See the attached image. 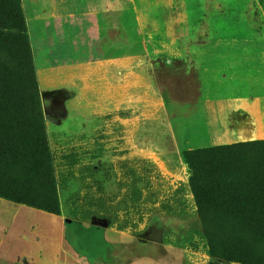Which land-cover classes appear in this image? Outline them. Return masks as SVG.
<instances>
[{"label":"rangeland","instance_id":"374dc122","mask_svg":"<svg viewBox=\"0 0 264 264\" xmlns=\"http://www.w3.org/2000/svg\"><path fill=\"white\" fill-rule=\"evenodd\" d=\"M19 6L28 51L20 81L38 103L46 150L38 159L35 145L20 148L24 167L1 169L9 175L0 171L4 206L71 220L68 242L91 258L101 244L78 221L115 233V264H264L256 229H228L210 211L200 216L204 200L192 192L182 156L200 148L206 122L233 132L231 143L264 139V0ZM122 56L152 64L154 85L143 79L124 91L114 71ZM14 242L5 239L0 264H10Z\"/></svg>","mask_w":264,"mask_h":264},{"label":"trees","instance_id":"16d2710c","mask_svg":"<svg viewBox=\"0 0 264 264\" xmlns=\"http://www.w3.org/2000/svg\"><path fill=\"white\" fill-rule=\"evenodd\" d=\"M27 52L19 0H0V171L24 167L26 156L18 153L20 148L35 145L37 158L44 159L38 103L27 82L20 81ZM182 156L191 170L190 188L197 200H204L200 216L210 211L228 229H248L252 234L256 229L255 238L263 241L264 139L200 147ZM2 176L9 177L4 171ZM215 253L211 249L217 257ZM250 258L247 262L254 263Z\"/></svg>","mask_w":264,"mask_h":264},{"label":"crops","instance_id":"0c3cea01","mask_svg":"<svg viewBox=\"0 0 264 264\" xmlns=\"http://www.w3.org/2000/svg\"><path fill=\"white\" fill-rule=\"evenodd\" d=\"M114 60V66H117L114 70L117 73L115 78L120 80L118 85L123 86L124 91L134 90V85L143 79L154 85V80L149 82V79L156 77L157 70L146 60L141 59L138 62L135 61L134 64L132 63L133 57L130 56H122ZM148 64L151 65L150 68ZM152 89H154V86ZM159 94L158 91L154 94V98L158 99ZM129 101L131 100L129 99ZM166 106L164 107L166 108ZM205 125H207V128H205L203 136L199 138L200 144L197 146L208 147L231 143L234 134L229 129H225L222 134H218L212 130L207 122ZM4 204V201L0 200V251L3 246L5 248V239L12 236L15 242L13 246L11 245L12 256L7 259L10 264H106L107 261L104 260L106 254L108 256L111 254V257H109L111 262L108 263L115 264V261L119 259V256L116 257L117 253L114 248L117 239L116 234L109 233L108 230L97 224L78 221L80 227L84 230H91L99 244H101V249L93 254L94 258H91L86 252L77 251L68 242L65 236V228L71 220L67 221L60 216L25 205L17 204L13 207H5ZM3 209L9 210L7 212L12 215L11 223L14 228H11V231L9 228L4 227L2 221ZM39 222L42 223V228H39ZM47 244L52 247L51 251H47ZM125 262H128V264H148L138 261L132 262L131 260Z\"/></svg>","mask_w":264,"mask_h":264},{"label":"water","instance_id":"95a60500","mask_svg":"<svg viewBox=\"0 0 264 264\" xmlns=\"http://www.w3.org/2000/svg\"><path fill=\"white\" fill-rule=\"evenodd\" d=\"M67 221H69V219H66Z\"/></svg>","mask_w":264,"mask_h":264}]
</instances>
